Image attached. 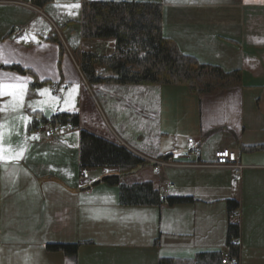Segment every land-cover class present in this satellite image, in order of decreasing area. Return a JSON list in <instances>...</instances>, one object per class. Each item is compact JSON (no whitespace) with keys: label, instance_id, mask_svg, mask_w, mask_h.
<instances>
[{"label":"crops","instance_id":"crops-1","mask_svg":"<svg viewBox=\"0 0 264 264\" xmlns=\"http://www.w3.org/2000/svg\"><path fill=\"white\" fill-rule=\"evenodd\" d=\"M84 1L52 0L38 9L41 14L24 2H0V67L19 65L51 82L28 95L31 76L0 68V85L25 86L22 96L0 88V264H158L160 258L194 261L201 252L226 253L228 200L239 205L233 218L238 264H264V150L258 149L264 147V0H148L160 5L164 36L201 63L240 70L241 85L200 99L185 87H156L153 95H131L129 104L121 97L126 88L88 90L77 68L79 50L109 55L113 48L112 41L81 39ZM54 32L63 41L60 55L48 41ZM75 85L80 90H68ZM35 112L46 118L77 113L79 127L39 143L27 131ZM84 120L144 160L193 147L199 152L195 162L212 164L215 152L231 147L243 168L239 176L213 167L155 173L146 160L121 184L149 182L161 197L194 202L124 206L118 186L103 182L116 169H89L85 185L80 182ZM151 137L153 155L137 147ZM48 244L79 247L66 256L48 252Z\"/></svg>","mask_w":264,"mask_h":264},{"label":"trees","instance_id":"trees-1","mask_svg":"<svg viewBox=\"0 0 264 264\" xmlns=\"http://www.w3.org/2000/svg\"><path fill=\"white\" fill-rule=\"evenodd\" d=\"M52 0H0V2H24L40 9ZM69 22L68 25H72ZM81 39L88 42L112 41L113 48L109 55L94 51L79 50L77 68L92 90L108 88L128 89V94L121 96L129 104L132 96L138 94L153 95L156 87L181 86L198 99L214 95L220 91L241 85L240 70L224 71L219 66L201 63L195 57L184 54L176 42L163 34L161 8L159 4L148 0L129 2H90L85 0L80 16ZM61 29V28H60ZM59 29V31H60ZM48 41L55 43L59 55L63 46L57 35H50ZM3 70L19 75H29L32 83L28 95L35 89L51 85L49 81H39L35 75L19 65L1 66ZM102 72V75L99 73ZM28 132H34L41 126L55 127L71 125L74 130L79 127L77 113L59 112L44 117L40 113L31 114ZM79 130V168L116 169L117 174L103 179L108 185H117L119 204L124 206H160L192 204L190 197H161L149 182L125 186L121 179L130 176L140 168L147 166V161L136 156L124 146L117 144L109 133L100 125H89ZM140 151L153 155L154 139L139 142ZM256 149V148H255ZM264 150V147L258 148ZM254 150V149H253ZM171 155L152 159H167ZM229 222L226 228V253L220 251L201 252L194 261L160 258L158 264H221L225 257L238 261V249L233 245L239 237L238 224L233 218L239 208L236 201H226ZM78 245L48 244L45 249L50 253L75 255Z\"/></svg>","mask_w":264,"mask_h":264},{"label":"built area","instance_id":"built-area-1","mask_svg":"<svg viewBox=\"0 0 264 264\" xmlns=\"http://www.w3.org/2000/svg\"><path fill=\"white\" fill-rule=\"evenodd\" d=\"M15 31L18 28H14ZM19 31V30H18ZM28 45V44H27ZM102 75V72L99 73ZM38 131L35 132V139L37 142L40 143H53L56 140L62 138L63 136L71 133L74 131V128L67 124V125H57L55 127L50 126H42ZM187 145H193V139H188L186 141ZM214 160L212 164H203L195 162L199 158V152L197 149L191 147L185 150L180 155L170 156L167 159H147L151 165L153 166V172L158 173L162 168H206V167H213V168H225L229 169L233 172L235 176H239L243 166L239 163L238 160V150L226 147L220 149L219 151L214 153ZM80 173V182L82 185H85L86 178H85V171L79 170ZM238 240L233 242V245L238 246ZM221 264H238L236 259H229L227 257L221 260Z\"/></svg>","mask_w":264,"mask_h":264},{"label":"rangeland","instance_id":"rangeland-1","mask_svg":"<svg viewBox=\"0 0 264 264\" xmlns=\"http://www.w3.org/2000/svg\"><path fill=\"white\" fill-rule=\"evenodd\" d=\"M25 6H27V7H29L30 9H33V11H35L36 13H39V14H41V11L40 10H38V9H36V8H33L32 6H30V5H28V4H25ZM18 30H19V32H20V28H18ZM18 30L17 31H15L16 33H18ZM54 35H57V37H58V39H59V41L62 43L63 41L61 40V38L59 37V35L56 33V32H54ZM27 45V44H26ZM32 44L31 43H28V45L27 46H31ZM62 45H63V43H62ZM86 84V83H85ZM87 87H88V85H87ZM230 89V88H229ZM44 90H49L47 87L46 88H44ZM68 90H80V87L78 86V85H75V87L73 86V87H71V88H69ZM88 90H90V88L88 87ZM9 103V101H7L6 102V104H8ZM97 107V106H96ZM31 120H32V118H31ZM31 122V121H30ZM42 127V126H41ZM40 128V127H39ZM38 128V129H39ZM36 131H38V130H35L33 133L35 134V132ZM40 143V142H39Z\"/></svg>","mask_w":264,"mask_h":264},{"label":"snow or ice","instance_id":"snow-or-ice-1","mask_svg":"<svg viewBox=\"0 0 264 264\" xmlns=\"http://www.w3.org/2000/svg\"><path fill=\"white\" fill-rule=\"evenodd\" d=\"M69 8H78L79 4H71L68 5ZM71 14V13H69ZM0 88H4V89H17L20 91L21 96L23 95V91L25 86L23 84H13V85H0ZM11 94H15V93H11ZM19 155V154H17ZM0 159H3V156H0Z\"/></svg>","mask_w":264,"mask_h":264}]
</instances>
